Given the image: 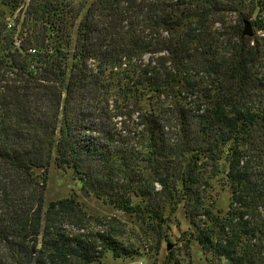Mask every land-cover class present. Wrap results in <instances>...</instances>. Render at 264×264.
Masks as SVG:
<instances>
[{
    "label": "trees",
    "instance_id": "1",
    "mask_svg": "<svg viewBox=\"0 0 264 264\" xmlns=\"http://www.w3.org/2000/svg\"><path fill=\"white\" fill-rule=\"evenodd\" d=\"M52 164L157 234L182 208L205 264H264V0H0V264L139 255L44 202Z\"/></svg>",
    "mask_w": 264,
    "mask_h": 264
},
{
    "label": "rangeland",
    "instance_id": "2",
    "mask_svg": "<svg viewBox=\"0 0 264 264\" xmlns=\"http://www.w3.org/2000/svg\"><path fill=\"white\" fill-rule=\"evenodd\" d=\"M77 5L83 0H66ZM234 14H226L223 19L226 23L235 20ZM219 24H214L213 30L218 31ZM253 30V27H252ZM216 205L226 206L228 192L220 190V185L215 183ZM75 195L85 208L92 214L101 217H116L119 223H116L123 233L121 240L126 247L138 250L139 255L133 259H115L108 254L100 264H205L202 253L196 243L187 247V236L185 235L188 223L184 218L182 208L166 218L161 232L157 234L150 231L148 225H139L128 216L116 211L110 206L104 205L101 201L86 194L80 187L79 181L73 178L70 171H62L54 164L49 169L48 179L44 192V202L55 201ZM146 232V233H145ZM170 249H167V246ZM169 257V258H168Z\"/></svg>",
    "mask_w": 264,
    "mask_h": 264
},
{
    "label": "water",
    "instance_id": "3",
    "mask_svg": "<svg viewBox=\"0 0 264 264\" xmlns=\"http://www.w3.org/2000/svg\"><path fill=\"white\" fill-rule=\"evenodd\" d=\"M241 35L247 38H252L253 36L252 26L248 20H243V27H242ZM167 249L168 250L170 249L169 245L167 246Z\"/></svg>",
    "mask_w": 264,
    "mask_h": 264
},
{
    "label": "built area",
    "instance_id": "4",
    "mask_svg": "<svg viewBox=\"0 0 264 264\" xmlns=\"http://www.w3.org/2000/svg\"><path fill=\"white\" fill-rule=\"evenodd\" d=\"M10 25H11V22H9V24L7 26L9 27ZM258 34L261 35V36L263 35L260 32H258Z\"/></svg>",
    "mask_w": 264,
    "mask_h": 264
}]
</instances>
